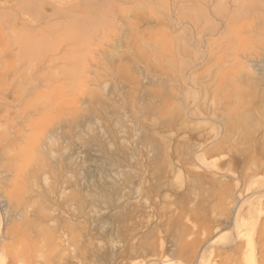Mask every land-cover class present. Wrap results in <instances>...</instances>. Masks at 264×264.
Returning <instances> with one entry per match:
<instances>
[{"label": "rangeland", "instance_id": "obj_1", "mask_svg": "<svg viewBox=\"0 0 264 264\" xmlns=\"http://www.w3.org/2000/svg\"><path fill=\"white\" fill-rule=\"evenodd\" d=\"M259 207L264 0H0V264L237 261Z\"/></svg>", "mask_w": 264, "mask_h": 264}, {"label": "bare ground", "instance_id": "obj_2", "mask_svg": "<svg viewBox=\"0 0 264 264\" xmlns=\"http://www.w3.org/2000/svg\"><path fill=\"white\" fill-rule=\"evenodd\" d=\"M244 216H245V219L253 216V220L248 223L247 231H245L244 229L239 230V236H238L239 245L237 246V249L243 250V251L248 250V252L244 258L242 259L239 258L237 261L236 259H234L231 262L230 261L228 262L232 264H264V207H259L257 209H253L252 211H248V214L245 213ZM244 223L245 221L243 222V225ZM199 238L198 240L201 241V239ZM191 240H193L191 241V243H193L194 245V249L190 250V251H193L192 254L190 255L192 259L191 261H193V259H197L199 246L196 244L195 239H191ZM212 256L214 255H210L206 257L204 256V253H203L201 255L202 258L198 260L199 261L198 264H229L226 260L222 261V263H221V260L220 262L217 261L218 259L213 260L212 258L211 260ZM179 264H182V263H179Z\"/></svg>", "mask_w": 264, "mask_h": 264}]
</instances>
